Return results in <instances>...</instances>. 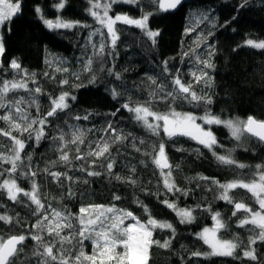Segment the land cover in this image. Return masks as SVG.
Returning a JSON list of instances; mask_svg holds the SVG:
<instances>
[{"label":"trees","instance_id":"1","mask_svg":"<svg viewBox=\"0 0 264 264\" xmlns=\"http://www.w3.org/2000/svg\"><path fill=\"white\" fill-rule=\"evenodd\" d=\"M59 0H22V12L13 20L8 28H4L3 43L5 51L1 63L4 65L3 74L7 77L12 73L9 63L16 59L29 73H36L39 86L43 89L40 96L39 114L42 116L50 110V97L58 96L62 91L68 92L70 108L65 113H60L58 118H49L52 124L48 128V138L42 140L37 146L34 141H29L26 151L33 156V165L37 168V183L44 201H52L53 206H59L62 194L66 195L67 181L61 179L58 183L43 172L45 167L51 168V162L58 160L51 136L56 134V126L67 127L68 124L78 125L84 129L106 128L109 121L117 130L124 134L143 138L148 141L137 147L141 152H136L131 146V137L124 144L112 147L113 156L117 157V165L114 172L123 177L130 175L127 164L135 165L134 178L138 181L136 186L121 183L111 179L103 169L102 175L89 177L81 172H69L74 177L81 179L71 184L75 193L71 198H64L62 203L67 205L73 213L78 212L80 205H105L115 204L120 209L130 210L136 216L146 219L143 209L134 201L139 198L150 210L154 218L169 221L175 229L173 235L171 229H157L154 239L163 243L171 240L167 248L153 245L150 253L149 264H264V242L257 241L255 248L256 260L243 257V247L237 249V255L241 258L210 256H193V252H208L210 249L197 234L207 225L213 224L211 216L219 212L221 219L229 225L222 229L220 235L223 239L231 240L239 236L244 245L248 243L249 226L237 227V217H233L234 205L217 199L219 189L211 183L215 179L221 183L234 179L250 178L249 172L257 164H264V143L256 139H243L235 141L229 130L223 125H205L211 128L217 141L223 147H217L218 154H225L228 149H233L234 158L245 165L246 169L221 164L212 152L199 145L196 141L186 137H180L175 142L167 141L161 133V137H151L144 128L138 125L131 113L122 108L129 100L143 102L147 100L148 92L152 87L149 76L155 77L158 83H164L171 88V74L182 77L184 83L192 82L194 90L198 94H206L211 97L212 103L207 105L208 110L222 119L245 120L252 116L258 120H264V49L245 45L247 39L264 40V0H189L181 9L173 13L156 11L148 5L147 0H141L139 5L117 3L113 13L127 14L139 18L144 12L152 11L149 17L148 29L158 32L154 38H149L145 32L134 26L118 24L119 39L113 49L106 41V54L104 63L94 61L92 71H84L83 64L89 56L93 55L87 36L89 28L74 27L71 29H49L39 18L35 11L37 6L47 18H57L59 15L65 20L79 21L81 24H90L98 27L88 13L90 7L88 0H65V7L60 11L56 8ZM244 5L241 7V5ZM189 29H194L188 31ZM93 42L98 43L99 37H93ZM194 50V54L193 53ZM108 53H111L109 55ZM189 53L190 55H185ZM211 53V55H209ZM209 59L213 68L205 69L211 77V83L196 84L191 72L197 71L202 65L195 62V56ZM53 57L61 58L65 63L63 67L69 68V73L56 72L47 61ZM167 62L168 73L163 71ZM104 69L103 71L101 69ZM118 72L121 76L117 80L114 75H109L108 70ZM179 70V72H177ZM49 73L45 76L44 73ZM79 73V79L71 75ZM95 76L94 82L92 77ZM68 79V84L60 81ZM77 85H80L77 87ZM31 85L30 87H35ZM113 90L120 93L113 97ZM24 93H18L21 95ZM75 97V100L71 99ZM155 109L165 111L167 103L159 99L154 101ZM178 111L192 112L204 115L205 105L190 104L187 101H178ZM117 109L119 111L117 112ZM33 115L37 114L35 108L31 109ZM113 112H117L115 116ZM0 114L3 111L0 110ZM89 115L88 120H76L75 116ZM0 127H5L0 122ZM105 136L102 131L89 133V140H96ZM163 138L166 141V154L169 163L173 166V179L180 189L188 190V195H180L176 192H168L164 188L162 179L159 178V169L152 163L151 157H145L142 153L151 151L150 144ZM0 142L9 143L7 138L0 136ZM238 144L240 146H238ZM82 152L87 151V145H81ZM177 149H183L177 151ZM199 149V151H197ZM119 151V155H117ZM71 156H75L72 146ZM144 160L145 164L140 161ZM79 161H74L76 166ZM178 166V167H177ZM3 167H9L3 165ZM52 171H65V167L57 164ZM208 177L209 180H200L198 177ZM3 178H0L2 180ZM88 183H84V180ZM25 190H30V182L18 181ZM63 184L64 187H61ZM237 201L258 207L250 199L246 190L237 189L231 193ZM114 195H119V201L113 200ZM55 197V201H53ZM176 203L181 208L194 209L195 217L192 223H180L176 213L168 208L163 201ZM20 203L7 199L6 193L0 192V215L12 217V223L0 221V235L26 234V227L35 222L36 217L31 214L30 208L34 205L26 197H20ZM211 208V212L207 211ZM244 213H238L243 217ZM17 220L19 223H17ZM85 251H90V243L85 242ZM34 241L30 238L24 243L23 252L15 260V264H35V258H31Z\"/></svg>","mask_w":264,"mask_h":264},{"label":"snow or ice","instance_id":"2","mask_svg":"<svg viewBox=\"0 0 264 264\" xmlns=\"http://www.w3.org/2000/svg\"><path fill=\"white\" fill-rule=\"evenodd\" d=\"M246 2V0H245ZM90 7L89 15L93 18L98 27L90 24H81L79 21H66L62 18L55 20L43 19V23L49 29H71L74 27L89 28L87 41L91 46L93 55L89 56L83 64L84 71H92L94 61L104 63L106 54V41L114 49L119 39L118 24L134 26L145 32L149 38H154L158 32L148 29V20L154 13L152 11L144 12L140 18H132L127 14L111 15L113 5L116 3H128L139 5L141 0H88ZM149 6L154 7L156 11L167 12L175 9L181 4V0H147ZM56 8L63 9L65 0H60L55 5ZM244 5L242 4L241 7ZM37 13L41 10L39 7L35 9ZM22 12V0H0V29L8 28L13 20ZM194 29H189L192 31ZM99 37V42H93V37ZM246 45L258 49H264V40L254 41L247 39ZM5 51L3 38L0 36V56ZM111 55V53H108ZM194 54V50L193 53ZM185 55H190L185 53ZM211 55V53H209ZM195 62L202 65L197 71H193L190 75L194 78L196 84L203 83L209 85L211 77L205 69L213 68L214 65L209 59H202L198 55L195 56ZM50 66L55 68L56 72L69 73V68L63 67L65 63L61 58L53 57L47 61ZM12 73L5 76L0 71V122L5 127H0V136L7 138L9 143L0 142V192L6 193L7 199L20 203V197H26L34 208H30L31 214L36 217L34 223L30 225V229L26 227V234H14L7 236L0 235V264H15L18 255L23 252V245L27 239L34 241L31 251V258H35V264H149L150 253L153 245L167 248L171 244V240L154 239V232L157 229H171L175 234L174 226L166 221H159L151 214V210L137 198L134 202L139 205L146 219L136 216L132 211L120 209L115 204L105 205H80L78 212L73 213L71 209L62 203L64 198H71L75 193L71 189V184L78 182L81 177H74L69 172H81L86 176H100L104 173L95 170L103 169L111 178L121 183H127L136 186L138 181L134 178L136 172L135 165L127 164L130 175L121 176L114 172L117 165V157L112 155L111 149L117 144H124L131 137L132 148L140 153L141 148L137 147V140L140 145L148 143L143 138L132 136L131 133L124 134L122 130H117L109 121L106 128L84 129L78 125L68 124L65 121V128L56 126V134L51 136V140L58 152V160L51 162V168L61 164L65 167V171H52L50 167H45L43 172L52 180L58 183L63 180L69 182L66 189V195L62 194L61 200L57 201V207L53 206L52 201L45 203L47 199L42 196L40 185L37 183L36 176L38 169L33 165V156L26 151L29 147L28 142L34 141L38 146L40 142L48 138V128L52 124L49 118H58L60 113H65L70 108L68 100L70 94L62 91L56 97H50V110L42 116L39 114L40 96L43 95V89L39 86L36 73H29L21 64L12 59L9 63ZM0 70H4V65L0 63ZM104 70L103 68L101 69ZM163 71L169 72L167 62ZM179 72V70H177ZM109 75H114L117 80L121 79L118 72L108 70ZM48 76L49 73H44ZM71 75L79 79L78 72H72ZM171 88L164 83H158L155 77L149 76L148 80L152 87L148 92V99L143 102H135L129 100L122 105L131 113V118L142 128H144L151 137L167 138V141L175 142L180 137H186L196 141L199 145L212 152V155L221 163L228 166H234L239 169H246L250 166L238 162L233 156V149H228L225 154H218L217 147H223L217 141L210 128L206 129L205 125H223L226 127L231 137L242 142L243 139H256L264 143V120H258L252 116L245 120L222 119L213 115L207 108L212 103L211 97L206 94H198L194 90L192 82L184 83L182 77L171 74ZM92 81L94 82L95 76ZM61 84H68V79L60 81ZM36 85L35 87H30ZM80 85H77L79 87ZM18 93H24L18 95ZM113 97L120 95L113 90ZM75 100L74 96H71ZM165 101L167 109L158 111L155 109V100ZM178 101H187L190 104L205 105V112L202 116H197L192 112L178 111L176 105ZM35 108L37 114L34 116L31 109ZM119 109H117V112ZM117 112H113L115 116ZM90 114L84 116H75L76 120H88ZM200 120L203 123H198ZM93 131H102L105 136L96 140H89V133ZM87 145V151L82 152L81 145ZM72 146H74L75 156H71ZM238 146H240L238 144ZM151 151L145 150L142 155L151 157L152 163L159 169V178L162 179L163 186L168 192H176L180 195H188V190L177 187L172 173L173 166L169 163L166 154V141L161 138L150 144ZM183 149H177L182 151ZM199 151V149H197ZM117 151V155H119ZM74 161H79L76 166ZM145 164L144 160L140 161ZM8 165L9 167H3ZM147 167V164H145ZM178 167V166H177ZM250 178L234 179L229 182L221 183L215 179H211V183L219 189L217 199L223 200L234 205L233 217H237V227L243 228L251 226L248 230L251 233L248 237L247 245L240 240L239 236L233 239H223L220 235L222 229H227L228 224L221 219L219 212L214 213L211 219L214 222L213 227H204L198 238L208 246V252H193V256H222L241 258L237 255V249L243 247V257L250 260H256L255 245L257 241L264 242V164H257L249 172ZM200 180H209L208 177H198ZM26 180L30 182V190H25L20 186L18 181ZM84 183H88L85 179ZM64 187L63 184H60ZM242 189L250 194V199L254 201L258 207H253L244 202L243 199L237 201L231 194L233 190ZM121 197L114 195L113 200L119 201ZM55 201V197H53ZM163 203L172 209L180 218V223H192L195 219L193 216L194 209L179 208L176 203ZM207 211L211 212L209 207ZM244 213L243 217H238V213ZM0 221L12 223V217L8 215H0ZM127 221H131L126 223ZM17 223L19 221L17 220ZM91 245V253L85 251L86 244ZM20 246V247H18Z\"/></svg>","mask_w":264,"mask_h":264},{"label":"rangeland","instance_id":"3","mask_svg":"<svg viewBox=\"0 0 264 264\" xmlns=\"http://www.w3.org/2000/svg\"><path fill=\"white\" fill-rule=\"evenodd\" d=\"M60 2V0L58 1V3ZM57 3V4H58ZM117 4V3H116ZM115 4V5H116ZM37 7H39L40 8V12L38 13V16H39V18L41 19V17H43L44 19H51V18H47V17H45L44 16V14H43V11H42V7L41 6H37ZM113 8H114V5H113ZM60 11L62 10V9H59ZM111 15H115V14H122V13H120V12H118V13H113V9H112V12L110 13ZM131 17V16H130ZM57 18H62L61 17V15H59ZM57 18H53V19H51V20H55V19H57ZM132 18H135V17H132ZM140 18V17H139ZM63 19V18H62ZM42 21H43V19H41ZM65 20V19H64ZM66 21H69V20H66ZM4 29H0V36H2V38H3V33H4V31H3ZM254 40V39H253ZM254 41H257V42H259L258 40H254ZM244 44L246 45V43L244 42ZM1 60H2V56H0V63H1ZM195 114V113H194ZM195 115H197V116H201V115H198V114H195ZM198 123H203L202 121H200V120H198L197 121ZM206 129H208L209 127H205ZM211 129V128H210ZM212 131V130H211ZM213 132V131H212ZM214 134V133H213ZM215 135V134H214ZM216 137V136H215ZM179 208H181V207H179ZM157 219V218H156ZM157 220H159V221H165V220H160V219H157ZM128 222H131V221H127L126 223H128ZM166 222H168V223H170L169 221H166ZM214 226V223L213 224H211V225H207L206 227H213ZM202 231V230H201ZM200 231V232H201ZM199 232V233H200ZM90 246V251L88 252V253H91V245H89Z\"/></svg>","mask_w":264,"mask_h":264},{"label":"water","instance_id":"4","mask_svg":"<svg viewBox=\"0 0 264 264\" xmlns=\"http://www.w3.org/2000/svg\"><path fill=\"white\" fill-rule=\"evenodd\" d=\"M189 0H181V4L178 5L175 9H172V10H169L167 12H164V13H173V12H176L178 11L179 9H181V7H183ZM255 118V117H254ZM20 247V246H18Z\"/></svg>","mask_w":264,"mask_h":264}]
</instances>
